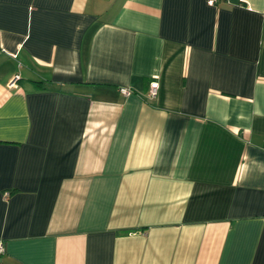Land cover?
<instances>
[{
	"label": "crops",
	"instance_id": "1",
	"mask_svg": "<svg viewBox=\"0 0 264 264\" xmlns=\"http://www.w3.org/2000/svg\"><path fill=\"white\" fill-rule=\"evenodd\" d=\"M0 240L264 264V0H0Z\"/></svg>",
	"mask_w": 264,
	"mask_h": 264
},
{
	"label": "built area",
	"instance_id": "2",
	"mask_svg": "<svg viewBox=\"0 0 264 264\" xmlns=\"http://www.w3.org/2000/svg\"><path fill=\"white\" fill-rule=\"evenodd\" d=\"M208 1L210 3H214L216 0H208ZM15 79H16V77H15ZM15 79H13L10 84H13ZM157 89H158V82L156 80L150 81L149 82L148 91H147V95L148 96H154V95H156ZM119 90L123 94H127L129 92V89L127 87H120ZM3 251H4L3 242L0 240V253H2Z\"/></svg>",
	"mask_w": 264,
	"mask_h": 264
}]
</instances>
